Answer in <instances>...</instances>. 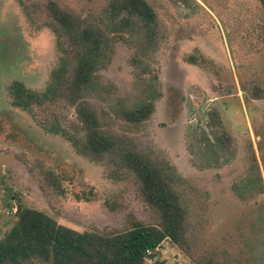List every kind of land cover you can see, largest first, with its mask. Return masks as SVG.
Masks as SVG:
<instances>
[{"label": "rangeland", "instance_id": "rangeland-1", "mask_svg": "<svg viewBox=\"0 0 264 264\" xmlns=\"http://www.w3.org/2000/svg\"><path fill=\"white\" fill-rule=\"evenodd\" d=\"M49 1L81 15L99 12L109 2L0 0V238L13 227L20 205L80 232L123 230L130 214L152 223L133 180L113 179L107 164L80 155L64 134L44 129L41 119L48 113L33 116L12 103L14 82L43 91L58 64L57 38L45 11ZM146 1L159 22L161 40L151 63L163 96L134 137L139 146L161 150L186 179L196 205V257L210 251L221 262L223 251L250 257L245 247L250 214L264 195L243 201L233 185L248 175L254 158L264 181V99L253 98L255 86L264 82V7L257 0ZM132 54L130 43L118 41L102 72L119 95L137 86ZM52 109L65 128L76 120L75 109L63 100ZM212 109L234 137L237 155L228 165L201 171L191 164L186 137L191 127H207ZM113 127L121 130L119 123ZM153 254L145 264H195L169 241L148 256Z\"/></svg>", "mask_w": 264, "mask_h": 264}, {"label": "trees", "instance_id": "trees-1", "mask_svg": "<svg viewBox=\"0 0 264 264\" xmlns=\"http://www.w3.org/2000/svg\"><path fill=\"white\" fill-rule=\"evenodd\" d=\"M257 1L264 7V0ZM45 11L57 38L58 64L43 91L14 82L9 87L13 105L37 117L48 113V119L41 117L44 129L64 134L80 155L107 164L113 179L133 180L153 222L145 223L130 214L123 230L80 232L43 211L20 205L13 227L0 238V264L36 260L45 264H145L156 256H148V252L165 241L195 264H264V201L250 214L252 232L245 241L250 257L223 251L221 262L218 253L210 251L197 258L196 205L186 179L161 150L154 145L139 146L134 137L152 119L163 96L151 63L161 40L152 6L146 0H109L101 11L81 15L49 1ZM118 41L133 48L130 63L137 86L128 95H119L102 75L112 63ZM253 98L264 99V82L255 86ZM62 100L76 112V120L69 121L66 128L52 109ZM115 123L121 130L113 127ZM186 138L191 164L198 170L220 168L236 158V141L217 109L209 112L206 128L191 127ZM51 179L57 184L54 176ZM233 192L243 201L264 195L256 158L248 175L233 185Z\"/></svg>", "mask_w": 264, "mask_h": 264}, {"label": "built area", "instance_id": "built-area-1", "mask_svg": "<svg viewBox=\"0 0 264 264\" xmlns=\"http://www.w3.org/2000/svg\"><path fill=\"white\" fill-rule=\"evenodd\" d=\"M151 253H152V252H150V251L148 252L149 255H150Z\"/></svg>", "mask_w": 264, "mask_h": 264}]
</instances>
